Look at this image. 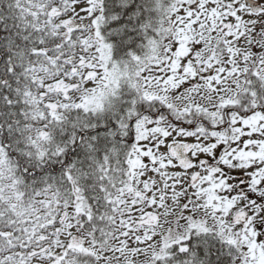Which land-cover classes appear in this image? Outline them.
<instances>
[{"label":"snow or ice","instance_id":"6c2138e0","mask_svg":"<svg viewBox=\"0 0 264 264\" xmlns=\"http://www.w3.org/2000/svg\"><path fill=\"white\" fill-rule=\"evenodd\" d=\"M0 264H264V0H0Z\"/></svg>","mask_w":264,"mask_h":264}]
</instances>
